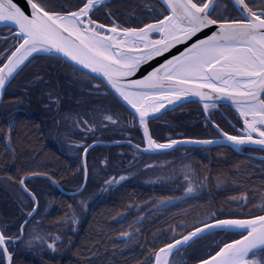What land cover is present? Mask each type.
Listing matches in <instances>:
<instances>
[{
    "label": "snow or ice",
    "instance_id": "6c2138e0",
    "mask_svg": "<svg viewBox=\"0 0 264 264\" xmlns=\"http://www.w3.org/2000/svg\"><path fill=\"white\" fill-rule=\"evenodd\" d=\"M104 2L77 0L70 7L61 0H27V9H22L14 0H0V24L16 29V42L0 52V89L5 88L36 54L62 55L80 66L74 71L99 74L130 106L133 112L128 124L135 126L138 122L145 152L158 154L191 144L220 146L225 141L232 147L259 145L264 150V2L257 5L251 0H234L238 14L225 16L226 5L218 4V0H155L154 4L145 5L150 13L147 22L135 27L119 22L110 10L106 22L94 17L97 6H103ZM156 58H161L162 62L148 66ZM144 66H148L147 70L141 74ZM192 97L199 98L197 102L203 105L205 122L212 123L216 137L202 140L173 139L171 134L154 137L149 121L168 108L189 102ZM221 102H230L237 122L242 123L235 135L208 119L209 109ZM95 113L98 115H93V120L119 122L106 109L97 108ZM65 119L71 117L66 115ZM81 125L85 134L96 127L89 119L77 115L75 126ZM74 143L78 148L83 147L84 154L92 147L83 140ZM133 148L140 150L141 145ZM152 166L144 165L146 169ZM84 172L86 177V164ZM179 174L184 176L188 186L179 197L157 200L159 207L166 208L173 200L191 199L207 180L205 175L198 184L194 183L190 165H181ZM31 175L25 173L19 178L23 191L32 200L19 234L6 235L8 225L0 226V264L11 261L14 253L8 250V245L24 239L23 230L28 219L38 210L37 196L25 186V180ZM43 175L47 177V173ZM123 179L124 176L109 178L105 183L114 184ZM51 182L56 183L55 180ZM226 182L217 176L218 187ZM85 187L86 184L81 183L73 195H79ZM259 189V203H251L249 194L253 200L257 196L254 191L248 193L246 190L228 198V204L237 205L235 208L225 211L222 205L217 210L209 203L203 211L195 212L191 220L180 219L170 225L172 236L165 237L159 247L153 244L138 264H177L172 255L193 246L202 237H209L211 243L205 251L189 258L191 264H264V181ZM76 205L86 208V201H76ZM143 215L133 219L128 230L120 233L125 247L141 230L133 225L138 224ZM42 223V220L37 221V224ZM54 223L70 224L74 230L78 223L74 205L67 204L65 214ZM32 232L34 234L25 242L29 248L36 242L43 245L50 239L52 242L47 243V248L55 251L57 243H63L61 236L54 233L40 234L35 227ZM156 239L159 236L154 234V241ZM189 260L179 264H189Z\"/></svg>",
    "mask_w": 264,
    "mask_h": 264
},
{
    "label": "trees",
    "instance_id": "16d2710c",
    "mask_svg": "<svg viewBox=\"0 0 264 264\" xmlns=\"http://www.w3.org/2000/svg\"><path fill=\"white\" fill-rule=\"evenodd\" d=\"M140 1L146 0H107L103 6L97 7L96 14L99 20L100 17L107 20V13L110 10L111 15L114 18L118 17L119 22L124 23L125 26H137L136 20L130 16L131 13L140 12ZM61 2L71 7L77 3V0H61ZM224 2L228 5L226 16H236L238 13L232 1L224 0ZM38 57L61 61L57 57L45 54ZM64 63L70 66L66 61ZM38 71V68L32 69V61H30L7 84L0 103V113L5 112L8 117L13 118L19 116L13 125L0 129V226L8 225L5 234L9 236L19 234L20 224L24 221L26 213L31 210L32 200L20 188V176L25 173H47L66 190L78 187L83 180L79 154H65L75 166L68 165L64 174L60 175L57 168L53 169V172L50 171L47 124L58 113L54 110L50 112V107L43 104L48 102L44 87L36 94H31L32 77L38 74ZM11 89L17 90V97L12 98L8 95ZM31 113L35 116L31 117L29 115ZM86 117L89 118L87 114ZM162 117L164 123L161 130L158 119L149 121V128L154 137L171 134L172 138L177 136L207 138V129L215 131L212 127H208L210 125L205 122V114L196 102L171 109L163 113ZM33 120L35 129H32L31 125ZM132 130L134 134H140L137 125L133 126ZM103 149L97 146L88 151L86 156L88 178L86 187L80 194L91 185V180L96 182V185L103 184L104 181L98 177L100 174L107 175L104 168H100L99 165L98 155L102 154L108 158L110 164H114L112 166L114 170L122 169V171H127L140 163L144 155L153 156L152 158L166 157L172 161L188 160L195 172L194 183L198 184L205 175L207 180L203 187L192 194L191 199L182 202L173 200L166 208L159 207L156 201L161 198L181 196L184 188L188 186L183 177L154 182H131L125 179L113 186L102 188V192L98 185L94 197L87 200L86 208H83L76 205L74 202L76 198H73V195L61 193L48 178L31 175L25 180V186L37 196L38 210L28 219L27 226L23 230L24 239L8 245V250L14 253L10 264H30L28 260L30 258L32 264H138L153 244L159 247L165 237L172 236L170 225L180 219L191 220L195 212L203 211L204 206L209 203L217 210L223 205L227 211L229 208L237 207L235 204H228V198L240 195L246 190L248 193L254 191L257 196V199L253 200L252 195L249 194L251 203L260 202L259 185L264 181V158L237 152L230 146L193 148L186 145L158 154L143 153L140 158L133 159V164L129 166H127L128 156L120 153L106 156ZM217 176L226 179L227 182L218 187ZM100 193L101 197H99ZM69 203L74 205L78 218L74 230L70 224L65 226L54 223L65 214L66 205ZM129 205L135 206L129 207ZM208 210L210 211L211 208ZM118 213L121 215L117 216ZM141 213H144L141 221L133 225L134 228L141 230L133 240L127 241L125 247V239L120 233L128 230L132 220L140 217ZM177 213L185 215H177ZM41 220L43 223L37 224V221ZM34 227L40 234L54 233L61 236L63 243H57L55 251L47 248V243L52 242L50 239L43 245L36 242L33 247H27L25 242L29 235L34 234L32 232ZM154 234H157L159 239L154 241ZM209 243H211L209 237H202L193 246L180 249L184 260H189L192 255L205 251ZM189 263L191 264L190 260Z\"/></svg>",
    "mask_w": 264,
    "mask_h": 264
},
{
    "label": "flooded vegetation",
    "instance_id": "af4514ba",
    "mask_svg": "<svg viewBox=\"0 0 264 264\" xmlns=\"http://www.w3.org/2000/svg\"><path fill=\"white\" fill-rule=\"evenodd\" d=\"M155 2V1H154ZM140 12L139 13H131L132 18H134L138 23L147 22L148 19V8L145 5H149L144 1H140ZM152 5V4H151ZM98 7V6H97ZM98 10V9H97ZM94 13V17L98 18L96 12ZM144 19V20H143ZM106 22L105 19L100 17V21ZM131 27V26H129ZM14 29L9 28L7 26H3L0 24V52H2L9 45H12L16 42L14 38ZM7 40V43H5ZM38 68V74L34 77H39L38 80H35L32 77V95L36 94L37 91H41L43 87L45 88L44 92L47 93L48 102L43 103L46 106L50 107V112L53 110L55 113H58L56 117L49 120V125L47 124L46 134L48 140V148H49V160L48 166L50 167V171L57 168L59 170L60 175L64 174L65 168L69 165L74 167L73 162L66 158L65 154L78 155L80 156V162L82 163V152L84 151L83 147H76V141L83 140L85 144L89 145L96 141V143L89 149L91 151L93 148L97 146H101L103 149V153L108 156L109 154L120 153L122 155L128 156L129 161L133 159L140 158L143 155V152L139 150H135L133 148L134 145L140 144L143 146V136L140 132L139 135L133 133V126L128 124V121L132 119V114L125 108V106L112 94L110 90L106 87V85L98 78L92 75H85L84 71H74L72 65H66L64 61L52 60V59H42L38 56L32 60V69ZM99 84V88L93 87V85ZM12 98L17 97V90H9ZM33 98V97H32ZM64 104V106H63ZM198 106L202 109L200 103ZM63 108L61 109V107ZM92 106L93 108H90ZM66 107V108H64ZM97 108L108 110V114L113 115L114 118H118L119 122L116 124H112L108 121H103L102 123L98 120H93V115H98L95 113ZM203 110V109H202ZM86 114L89 116L86 117ZM221 114V115H220ZM5 112L0 113V129H4L5 127H10L9 121H15V118L11 116H7ZM31 117L35 115L29 114ZM70 116L71 119H65V116ZM77 115L84 116L89 119V123H95L96 127L94 131L88 132L85 134L83 131V125L77 128L75 126V120ZM160 126L159 129L163 128L162 124L164 123V119L162 115L157 117ZM209 121H215L220 125L225 131H228L230 134H237V130L242 127V123L237 122V114L234 108L225 104H217L215 108L209 113L208 117ZM17 121V120H16ZM210 126L214 130L215 128L212 126L211 122H208ZM13 125V123L11 124ZM32 129L36 128L34 123L31 124ZM138 126V122L136 124ZM233 125L235 128H233ZM207 138H215L217 135L216 130L213 131L211 129H207ZM173 137V138H178ZM118 141L117 143H111L113 141ZM253 149V150H250ZM237 152L249 154L257 158H260L261 155H264V151L253 148V147H240L238 149H234ZM263 151L262 152H258ZM100 168H103V164L111 165L109 168H105L103 170H114L113 163L110 164L108 162V158L105 156L98 155ZM103 161L104 163H101ZM82 165V164H81ZM107 175H100L103 181L108 177ZM50 176V175H48ZM51 180H55L52 176ZM61 177V176H60ZM50 180V181H51ZM63 180V179H62ZM58 184L59 182L55 180ZM29 263L32 264V259H28Z\"/></svg>",
    "mask_w": 264,
    "mask_h": 264
},
{
    "label": "rangeland",
    "instance_id": "374dc122",
    "mask_svg": "<svg viewBox=\"0 0 264 264\" xmlns=\"http://www.w3.org/2000/svg\"><path fill=\"white\" fill-rule=\"evenodd\" d=\"M145 2L149 5L155 3L154 0H146ZM251 2L259 5L261 2H264V0H251ZM218 4L226 5V10L223 13L226 16V11H227L228 5L226 4V2H224V0H218ZM147 16H149V14ZM131 27H135V26H131ZM200 105L202 106V109L204 112L203 105L202 104H200ZM212 110H213V108H210L209 113ZM152 157L153 156L144 155L143 160L140 163L129 168L127 171L126 170L122 171V169H121V170H109L108 172H106V170H104L105 173L109 174L108 177L105 179V181H108L109 178H118L120 176H124L125 179H127L131 182H154V181H158V180H165V179L175 178V177H183L184 178V176L182 174H179L180 166L181 165H190L191 169H192V165L188 160L172 161V160H170V158H166V157H157V158H152ZM131 164H133V161H128L127 166H129ZM145 164H149V165H153V166L146 169L144 167ZM110 166L111 165H107L106 163L103 164V168L104 167L109 168ZM92 168L93 167H91V169ZM119 168H122V167H119ZM192 172L195 175V172L193 169H192ZM100 175H102V177H103L104 174H100ZM100 175H98V176L100 177ZM194 175H193V178H194ZM125 179H123V180H125ZM105 181L103 182V184L102 183L98 184L99 185L98 188L101 192L103 191L102 188H104L106 186H113V185L117 184L118 182H121L122 180H119L118 182H116L114 184L113 183L106 184ZM90 183H91V185L84 192H82L79 195H73V198H76L74 202L79 201V200L87 201V200L94 197V195H95L94 191L98 185H96L97 183L92 181V180L90 181ZM101 195L102 194L100 193L99 197H101ZM80 206L83 208L85 207L84 205H80ZM0 259H2V257H0ZM172 259L174 261H176L177 264H179L180 261L184 260L183 252L179 251V252L174 253L172 255ZM4 264H6V262H4Z\"/></svg>",
    "mask_w": 264,
    "mask_h": 264
},
{
    "label": "water",
    "instance_id": "95a60500",
    "mask_svg": "<svg viewBox=\"0 0 264 264\" xmlns=\"http://www.w3.org/2000/svg\"><path fill=\"white\" fill-rule=\"evenodd\" d=\"M232 1V3L234 4V0H231ZM14 3H16L19 7H21L22 9H27V0H14ZM1 25H3V24H1ZM3 26H5V25H3ZM11 28H13L14 29V32H13V34H15V32H16V29H15V27H11ZM41 54H45V55H50V56H54V57H57V58H60L61 60H63V61H66L67 63H69V64H71L72 66H74V67H76V68H79L80 66L79 65H74V62H72V61H69L67 58H65V57H63L62 55H60L59 57H58V55L57 54H47V53H39V54H36V55H41ZM172 54H175L174 52L172 53ZM165 59L167 58V55H165V57H164ZM159 62H162V60H161V58H156V60L154 61V62H152V61H150L149 62V65L148 66H151V67H154L155 66V64L156 63H159ZM148 66H144V67H142V71H141V74H143V71H145V70H147V67ZM81 71H83V70H81ZM90 75H92V76H94V77H96V78H98L99 80H101L105 85H106V82H104L102 79H101V77H100V75L99 74H95V73H90ZM138 78V77H137ZM7 86V85H6ZM106 87L108 88V90H110L111 92H112V94L125 106V108L132 114V112H133V110L130 108V106H128L122 99H120L115 93H114V91L109 87V86H107L106 85ZM6 88V87H5ZM5 88H3V89H0V102H1V100H2V98H3V94H4V90H5ZM198 99L199 98H197V97H192L191 98V100L189 101V102H197L198 101ZM189 102H185V103H181L180 105H183V104H186V103H189ZM220 104H226V105H230V102L229 103H223V102H221ZM179 105V106H180ZM175 108H177V107H174V108H168L167 110H164V111H162V114L163 113H165V112H167V111H170L171 109L173 110V109H175ZM162 114H160V115H162ZM159 115V116H160ZM159 116H157V117H159ZM156 117V118H157ZM152 120V119H151ZM141 132H142V130H141ZM142 136H143V132H142ZM183 138H185V137H181V138H173V139H183ZM189 138V137H188ZM193 139H201L202 140V138H193ZM208 139H213V138H208ZM112 143H115V142H112ZM89 145H94L93 143H90ZM222 145H227V146H230V147H232L227 141H225V143L224 144H222ZM187 146H193V148L194 147H210V146H214L215 147V145H200V144H191V145H187ZM243 146H248V147H255V148H261V146H259V145H243ZM232 148H234V149H238V147H232ZM91 149V148H90ZM140 151H143L144 153H148V152H145L144 150H143V147H141V149H140ZM170 151V150H169ZM163 152H167V151H162V152H160V153H163ZM82 154V165H83V181H82V183H84V184H86V182H87V176L85 177V172H84V167H85V163H86V154H84V151L81 153ZM154 154V153H153ZM34 175H37V176H43V177H45L43 174H41V173H35ZM30 177V176H29ZM47 177H50V176H48L47 175ZM60 184H58L57 182L55 183V186H57L58 188H59V190L61 191V193H64V194H68V195H72L74 192H75V190H76V188L75 189H73V190H65L64 188H62V186H59ZM21 186V185H20ZM20 188H22V187H20ZM38 203V202H37ZM6 264H10V262H6ZM190 264V263H189Z\"/></svg>",
    "mask_w": 264,
    "mask_h": 264
}]
</instances>
